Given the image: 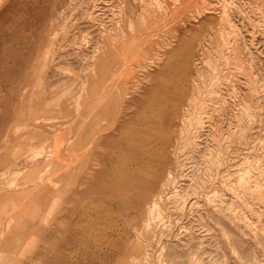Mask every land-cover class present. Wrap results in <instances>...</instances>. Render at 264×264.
Listing matches in <instances>:
<instances>
[{
	"label": "rangeland",
	"instance_id": "rangeland-1",
	"mask_svg": "<svg viewBox=\"0 0 264 264\" xmlns=\"http://www.w3.org/2000/svg\"><path fill=\"white\" fill-rule=\"evenodd\" d=\"M17 218L0 264H264V0H0Z\"/></svg>",
	"mask_w": 264,
	"mask_h": 264
},
{
	"label": "crops",
	"instance_id": "crops-1",
	"mask_svg": "<svg viewBox=\"0 0 264 264\" xmlns=\"http://www.w3.org/2000/svg\"><path fill=\"white\" fill-rule=\"evenodd\" d=\"M53 147H58V157L60 160L64 161L65 156L63 154L64 147H65V139L58 142L56 144L53 139L52 143ZM39 195H42V192L39 193ZM27 204L30 205L29 211H27L29 214H34L36 212H40L43 210L41 205L38 204V201L33 200V198H27L25 201ZM41 209V210H40ZM41 213V212H40ZM10 226L11 229H9L6 237L3 239L4 242H9L12 244V242H15L19 239V237L25 236V244L26 248H30L33 244L38 242V234L36 229H29L25 233H20L17 229L19 226H26V227H39L40 224L37 222V219H6V221H0V228H5ZM29 251L27 249L25 250H17V251H8V253H14V255H17L19 258L28 259L31 256H29Z\"/></svg>",
	"mask_w": 264,
	"mask_h": 264
},
{
	"label": "bare ground",
	"instance_id": "bare-ground-1",
	"mask_svg": "<svg viewBox=\"0 0 264 264\" xmlns=\"http://www.w3.org/2000/svg\"><path fill=\"white\" fill-rule=\"evenodd\" d=\"M62 137H63V136H62ZM247 171H248V170H247ZM242 172H243V171H242ZM240 176H241V175H240ZM242 176H243V175H242ZM242 176H241V177H242ZM242 179H243V178H242ZM253 183H254V182H253Z\"/></svg>",
	"mask_w": 264,
	"mask_h": 264
}]
</instances>
